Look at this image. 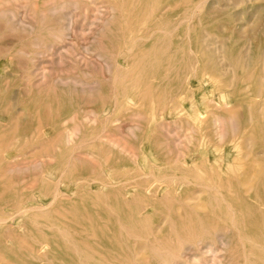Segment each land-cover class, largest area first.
Segmentation results:
<instances>
[{
  "label": "rangeland",
  "instance_id": "1",
  "mask_svg": "<svg viewBox=\"0 0 264 264\" xmlns=\"http://www.w3.org/2000/svg\"><path fill=\"white\" fill-rule=\"evenodd\" d=\"M263 68L264 0H0V264H76L117 231L136 264H255L217 206L264 147ZM197 203L220 232L156 246Z\"/></svg>",
  "mask_w": 264,
  "mask_h": 264
},
{
  "label": "bare ground",
  "instance_id": "2",
  "mask_svg": "<svg viewBox=\"0 0 264 264\" xmlns=\"http://www.w3.org/2000/svg\"><path fill=\"white\" fill-rule=\"evenodd\" d=\"M150 12L152 13L153 9ZM60 39H61V37H60ZM252 71H253V69H252ZM250 74H248V76H250ZM206 77H208V74ZM215 81H216V79H215ZM247 87H248V85H246V88ZM123 90H122V92H123ZM147 91L149 92L148 89H147ZM259 91H261V90L259 89ZM145 93H146V91H145ZM259 93L260 92H258V95H259ZM146 95H147V93H146ZM143 97H145V95ZM181 97H183V96L181 95ZM259 97H261V95ZM178 99H180V96L178 97ZM114 102H115V100H114ZM118 103H121V102L119 101ZM126 105H128V103ZM136 106H139V104ZM236 109L238 110L239 108L237 107ZM236 109L233 111H236ZM262 109L264 110V104H263V108H261L260 111ZM178 110H179V108H178ZM227 110H229V109H227ZM231 112H232V110H230V113ZM179 114H180V112H179ZM90 115H92V114H90ZM234 115H235V117L237 116L236 114H234ZM249 115H250V111H249ZM261 115L263 116V114H261ZM132 116H134V115H132ZM198 116H200V115H198ZM71 117H73V115ZM152 117L153 116H151V118ZM136 118H137V116H136ZM221 118H219V119H221ZM249 118H251V117L249 116ZM234 119L235 118L234 117L231 118V116H229L226 119L228 124H229L228 142L230 144H234L236 142V140H238V139H235V134H234L235 131L233 129L236 126V124L232 125V122L234 123ZM213 120H214V118H213ZM249 120H251V119H249ZM236 121H237V119H236ZM94 122L95 121H93V123ZM232 126H234V127H232ZM190 128H192V127H190ZM73 129L75 130V127ZM73 129H72V131H73ZM66 132H67V130H66ZM248 132H249V129L244 128V126H243L242 133H241L242 136H244L245 134H248ZM107 134H109V133H107ZM192 134H194V133H192ZM153 136H154V134H153ZM74 137H76V136H74ZM66 138H67V136H66ZM81 139H80V141H81ZM69 141L70 140H68V143H69ZM93 141H94V139H93ZM8 143H9V141H8ZM66 143H67V141H66ZM248 143H249V141H248ZM84 144H86V143H84ZM239 145H238V147H239ZM252 147L253 148L249 152H245V149L241 150V148L238 151L239 156H241V157L239 158V160L235 166L236 170L235 171H229L225 175V208L222 209L218 206H217V208H219L220 211L225 214V217L227 218V221H228L230 227L232 228L234 235L238 236L242 242H246L248 244V251L251 253V255H253L252 256L253 262L255 264H264V147H259V145L257 146V144H255ZM127 152H129V151H127ZM260 155L262 157H260ZM233 159L235 160V158H233ZM230 161H232V160H230ZM175 162H177V161H175ZM181 163L182 162H180V164ZM183 164H185V163H183ZM230 167H232V166H230ZM227 169L229 170V168H227ZM230 169H232V168H230ZM64 172H65V170H64ZM148 176L146 175V178ZM148 189L149 188H147V189L145 188L143 191H141L143 194L140 193V194H138V196L135 197L134 202H136V204H139V201H142L143 197H145L147 200L150 199L151 201H154V203L156 201H158V200H156V199H158L157 198V191H153V190L148 191ZM56 193H54V194H56ZM208 195H210V194H208ZM114 197H115V195H112V194L110 196L108 195V199H110V200H113ZM186 197H187V195H186ZM197 199H200V198H197ZM52 201H53V199H52ZM166 201H168V202L177 201V198L174 197L172 193H168V196L165 199V202ZM161 202H159L158 205H160ZM150 204H153V202ZM18 205H20V204H18ZM191 206H185V207H183V209H181L180 212L178 211V212H176L170 216L171 221L169 219V223H170L169 228L171 230H170V232L165 233V236L164 235L161 236V238L153 237V239H155L154 242L156 243V246L164 248V249H172L175 251L177 249V247L172 244V240L170 238L171 234L173 236L182 237L184 239V241H194V243H196L195 241H197L198 239H201V241H202V239L203 240L206 239L205 236L210 235L211 233L214 234L215 232H218V231L220 232V230L222 229V224L220 222H218L216 219V215L219 216L221 214L220 211H215V208H211V207H209V205H207L205 203H197L195 205L194 209L191 208ZM148 207H150V206H148ZM148 207L144 206L143 209H147ZM184 209H188V212H187V210H184ZM189 209H193V210H189ZM20 210L24 211L25 209L23 210V208H22ZM178 210H180V209H178ZM83 219L86 221L85 222L86 223L85 230H88L89 228L90 229L93 228L91 225L95 224V222L91 223L89 218L86 216H83ZM2 221H3V219H2ZM119 223H124V217L120 218ZM110 228L112 230L114 229L112 225L110 226ZM130 233H133L139 237L137 230H128L126 232L127 235H129ZM120 234L121 233L119 231L114 232L112 234H105L103 232L101 234H97V232H96L93 235L94 236V242L93 243H91V244H89L88 242L84 243L82 245L83 248H80L79 252H78V249L75 250V253H77V255H75V257L77 258L76 264H136L135 262L130 260L132 258L131 256H129L127 253L123 252L125 244L118 243L116 241V240H118V238H120ZM153 239H151V240H153ZM180 244L181 243H179V245ZM221 244H223V242ZM99 248H102V250H98ZM143 250H141V251H143ZM37 253H38V251H37ZM136 257H138V256H136ZM137 264H148V263L145 260V258H141L137 262Z\"/></svg>",
  "mask_w": 264,
  "mask_h": 264
}]
</instances>
